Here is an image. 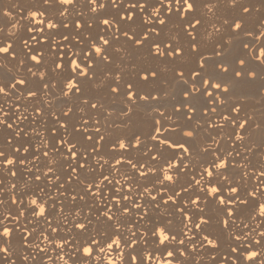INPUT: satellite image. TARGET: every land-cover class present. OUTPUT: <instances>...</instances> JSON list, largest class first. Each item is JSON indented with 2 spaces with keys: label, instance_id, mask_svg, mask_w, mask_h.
Masks as SVG:
<instances>
[{
  "label": "snow or ice",
  "instance_id": "6c2138e0",
  "mask_svg": "<svg viewBox=\"0 0 264 264\" xmlns=\"http://www.w3.org/2000/svg\"><path fill=\"white\" fill-rule=\"evenodd\" d=\"M262 11L249 0H38L20 18L0 7L15 26L0 27V68L16 62L10 82L0 75V264H264V119L245 112L264 80L250 65H264V19L255 33L247 24ZM144 49L155 67L127 78ZM139 110L146 132L131 130Z\"/></svg>",
  "mask_w": 264,
  "mask_h": 264
},
{
  "label": "bare ground",
  "instance_id": "6f19581e",
  "mask_svg": "<svg viewBox=\"0 0 264 264\" xmlns=\"http://www.w3.org/2000/svg\"><path fill=\"white\" fill-rule=\"evenodd\" d=\"M249 3L252 4V5H255V6L259 7V5L264 4V0H249ZM36 6H38V0H0V7L8 8V10L12 13V15L13 16H16L17 18L22 17L24 14H26V11L27 10H29L31 8H34ZM88 7L89 6L87 4H85V5L82 6V10L87 11V8ZM109 8H110V5H109ZM259 19H264V11H262L261 13H258L257 15H253L247 21L248 28L251 29L254 33H255V26L254 25H258ZM10 26H11V22H7L6 20L3 23H0V27H4L5 28V31ZM135 27L138 28L139 27V24H137ZM168 29H172L173 31L176 30V21L175 20H173V21H171L169 23ZM168 29H165V36L169 35ZM256 34H258V33H256ZM245 42L246 43H249V45H252V44L255 43L254 40L245 41ZM21 47H22V45H21ZM239 47L240 46L237 45V48H239ZM18 51H19V49H18ZM204 51H205V54L206 55H209V56L211 55V52L208 51L207 49H204ZM137 53H138V51H137ZM139 54L142 57L145 56V58L149 59L147 57V49H144L143 51H139ZM241 54L244 55V56H247V53L246 52H243L242 49H241ZM135 56H136V53H135ZM21 58H23V57H21ZM138 58H140V57H138ZM50 59H51V56L49 54L48 56L45 57L46 63L48 61H50ZM147 59H146V61H147ZM143 60H145V59H143ZM185 60H187L188 62L190 61L189 67H186L187 65L185 64L186 65V66H184L185 67V70L191 69L193 67V62H192L191 57H188ZM140 62H141V60H140ZM4 63L7 65V67L6 68H0V75H3V80H4V82L7 83V82H10L13 79V77H12L11 73H9L8 69L10 68V69H12L13 72H15V70H16V62L15 61H10L7 58H5L4 59ZM148 63L150 64L149 61H148ZM141 65H143V64H141ZM152 65L155 66L154 64H151V66ZM250 65H251L252 69L255 70L259 75L264 76V65H260L258 61H250ZM142 67H144V66H142ZM146 67H147V65H146ZM23 71H26V69H21V72H23ZM133 73H134V71H133ZM130 74H131V72L128 73V76ZM131 78H133V76L130 77L129 79H131ZM253 87L256 90V94L253 96V95H251V93H249V99H248L247 104H246V107H245V112L247 114L253 115L254 120L258 122V121L264 119V98H261L258 95L259 89L262 88V87H264V80L257 79L255 81ZM172 88L174 90H177L178 91L177 86L175 84L172 85ZM6 90H8V89L6 88ZM172 92H174V91H172ZM178 94L179 93H177V95ZM11 99L12 100L15 99V93L12 94ZM93 99H100L101 102H104V100L106 98H102V97H99L97 95H93ZM174 102H172V103H174ZM14 106H18V105H15L14 104ZM119 108H120L119 105H116L115 106V109L117 111H119ZM7 111H9L11 118L14 119V115H12V110L11 109H7ZM45 119L47 120V117ZM9 122H11V119H9ZM117 122H119V121H117ZM24 125H25V127H30L28 125V122L27 121H24ZM50 126H51L50 124H47L46 123L44 125V128H47V127H50ZM147 129H148V125H147V123L145 121V118H144V112H143V110H139L137 112V114L133 118V123H132L131 130L132 131H138V132H146ZM44 134L47 135L46 132ZM29 135H31V132L29 133ZM206 136H208V133L207 132L201 133V138H204ZM256 142L257 143H260L259 138H257ZM258 155H259V149H257V152L254 153L253 154V157H252V162H253V165L254 166L258 164V160L256 159V157ZM22 174H23V169H21V175ZM22 184H23V181H21V185ZM22 190H26V189H22ZM53 191H55V190L53 189ZM41 195H43V193H41ZM28 199H30V196L28 197ZM171 207L172 206H170V210H171ZM152 214L154 215L155 213L153 212ZM156 218L159 219L158 216ZM13 242L15 243V240ZM225 246H227V245H225ZM253 250H255V248ZM24 251H25V254H27L29 256L32 255V253H31L30 250H27L26 249ZM66 251H67V249H66ZM210 253H211V250H209V254ZM133 254H135V253H133ZM224 254H227V253H224ZM40 255H43V254H40ZM189 255H191L193 257V259H194V255L195 254H189ZM13 259L16 260V264H23V262L19 259L18 256H13ZM37 259H39V256L37 257ZM33 264H35V262H33ZM49 264H51V262H49ZM60 264H62V262H60ZM126 264H127V261H126ZM201 264H208L207 257H206V259L204 261L201 262ZM212 264H219V257L217 258L216 261L212 262ZM249 264H255V262H249Z\"/></svg>",
  "mask_w": 264,
  "mask_h": 264
},
{
  "label": "rangeland",
  "instance_id": "374dc122",
  "mask_svg": "<svg viewBox=\"0 0 264 264\" xmlns=\"http://www.w3.org/2000/svg\"><path fill=\"white\" fill-rule=\"evenodd\" d=\"M133 53L131 54V56L129 57V59H128V62H130L131 64H134L136 67L135 68H132V67H129L128 69H127V71H126V75H127V78H130V77H134V73H135V71L136 70H138L140 67H142V66H144V67H146V65H147V67H155V66H151V64H154V63H152V61H150L149 59H147V58H145V56L144 57H142L140 54H139V51H138V53H137V51H132ZM135 53H136V56H135ZM138 54V55H137ZM140 57V58H138V57ZM138 59H137V58ZM135 58V59H134ZM143 59H145V60H143ZM146 59H147V61H146ZM138 60V61H137ZM140 60H141V62H140ZM148 61L150 62V64L148 63ZM181 63V65L184 67V66H186V67H189V65H190V61L188 62L187 60H184V61H182V62H180ZM188 63V64H187ZM141 64H143V65H141ZM186 64V65H185ZM149 65V66H148ZM155 65V64H154ZM185 68V67H184ZM133 71H134V73H133ZM131 72V74L128 76V73H130ZM170 75V74H169ZM3 76V75H2ZM172 91H174V92H176V93H178V91L177 90H174L173 88H172V86L169 88V93H173ZM175 101V97H173V99L171 100V102L170 103H172V102H174ZM169 107H170V104H169Z\"/></svg>",
  "mask_w": 264,
  "mask_h": 264
},
{
  "label": "clouds",
  "instance_id": "9594fccd",
  "mask_svg": "<svg viewBox=\"0 0 264 264\" xmlns=\"http://www.w3.org/2000/svg\"><path fill=\"white\" fill-rule=\"evenodd\" d=\"M209 12H211V9H209ZM5 14L9 15L7 13V11H6ZM9 18L13 19L10 15H9ZM14 31H15V26H10L9 29H8V32L9 33H13ZM210 31H211V29H210ZM105 264H113V261L109 257L105 256ZM117 264H118V258H117Z\"/></svg>",
  "mask_w": 264,
  "mask_h": 264
}]
</instances>
